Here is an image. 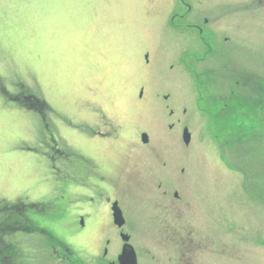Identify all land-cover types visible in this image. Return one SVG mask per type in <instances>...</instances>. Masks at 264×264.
<instances>
[{
  "label": "rangeland",
  "instance_id": "374dc122",
  "mask_svg": "<svg viewBox=\"0 0 264 264\" xmlns=\"http://www.w3.org/2000/svg\"><path fill=\"white\" fill-rule=\"evenodd\" d=\"M154 1L0 0V85L49 105L46 118L30 111L29 133L0 110V264H108L123 241L115 199L139 264H264V52L233 50L238 84L208 80L207 64L192 62L194 35L161 29L171 2ZM147 46L154 67L138 58ZM221 57L209 66L228 74ZM96 104L125 140L100 143L110 128L94 121ZM143 131L169 174L146 149L135 154ZM120 158L131 164L122 178Z\"/></svg>",
  "mask_w": 264,
  "mask_h": 264
},
{
  "label": "flooded vegetation",
  "instance_id": "af4514ba",
  "mask_svg": "<svg viewBox=\"0 0 264 264\" xmlns=\"http://www.w3.org/2000/svg\"><path fill=\"white\" fill-rule=\"evenodd\" d=\"M171 3L169 5L172 10L171 14H165L161 19L160 28L161 29H172L176 32H182L185 30L190 31L196 41L199 43L201 47L193 49V65L194 64H207L205 72L201 73L200 76L206 77V79L219 78L222 76L223 78H235L238 84V65L241 64L243 56H238V52H234V49H242L243 53H249L250 48H256V52H264V0H169ZM151 2V1H150ZM156 1L153 0V3L156 6ZM182 6H186V13L180 12ZM168 7V8H169ZM167 10V9H166ZM166 16V17H165ZM257 44H262V48H257ZM154 46V45H153ZM221 48V49H219ZM229 48V50H228ZM258 49V51H257ZM222 50V52L220 51ZM224 50V51H223ZM229 51V52H227ZM253 53V54H256ZM225 59V62L220 64L221 68L225 70H230L228 74L214 71L215 68H212L209 65H214L215 63L209 62L210 59H214V57L219 56V54ZM205 54L207 56H202ZM155 56L156 49L155 47H144L140 49L138 58L141 59L144 67H154L155 65ZM225 56V57H224ZM192 75L195 77L197 72L192 67L191 68ZM223 71V72H224ZM220 77V78H222ZM147 84L141 83L138 88L135 90V96L137 100H142L147 92ZM238 107V106H237ZM174 111L171 110V113ZM107 111L100 107V104H96L95 118L94 121L97 124H102L104 122L109 126L110 131L104 133L102 138L100 139V143H107L109 145L113 144L115 141H123L127 137V129L120 123H111L108 120ZM172 127V125H170ZM136 133L138 134L134 139H136L135 145L138 147L135 148V154L140 153L139 149H146V152L153 154L155 156L154 160H156L158 164V172H162L163 174H169L173 170V163L162 162L161 160H157L159 158V154L155 153V148L153 146V138L151 136L148 138V141L145 142L142 138V134L144 133ZM148 133V132H147ZM149 134V133H148ZM192 145V139L189 144L186 146L189 148ZM95 156V155H94ZM155 162V161H154ZM131 167L129 161H126L125 158H120L114 164L115 171L120 172L118 176L126 177L125 170ZM136 165H132V169L136 170ZM184 171V168L182 169ZM123 173V174H122ZM159 195L162 197H169V190H162V185H159ZM173 196L176 201L181 200V195L178 190H175ZM118 203V206L121 208L125 224L127 223V217L123 211L120 200L115 199L110 201V218L114 222V210L113 206L115 203ZM170 208V207H169ZM166 216L165 218H167ZM80 218H84L80 216ZM1 225V224H0ZM119 228L120 230L123 229ZM119 235L121 237L122 232L128 234L130 236L129 243H131L132 235L126 231H120ZM126 242H121V250L115 257L108 260V264H120L119 256L122 253L123 247ZM133 245V244H132ZM134 246V245H133ZM1 251V249H0ZM108 249L104 257H107ZM139 264V263H138Z\"/></svg>",
  "mask_w": 264,
  "mask_h": 264
},
{
  "label": "water",
  "instance_id": "95a60500",
  "mask_svg": "<svg viewBox=\"0 0 264 264\" xmlns=\"http://www.w3.org/2000/svg\"><path fill=\"white\" fill-rule=\"evenodd\" d=\"M191 137H192L191 132L189 131L188 128H185L183 131L184 142L186 144H189ZM142 138L145 142H147L149 135L147 133H144L142 135ZM113 210H114V222H115V224L118 227H122L125 224V219H124L122 210L118 206L117 202L114 204ZM82 222L84 223L83 220H82ZM122 239L127 242V241H129L130 236L128 234L123 233ZM119 261H120V264H138L136 252L131 245H129V244L124 245L123 251H122L121 255L119 256Z\"/></svg>",
  "mask_w": 264,
  "mask_h": 264
},
{
  "label": "crops",
  "instance_id": "0c3cea01",
  "mask_svg": "<svg viewBox=\"0 0 264 264\" xmlns=\"http://www.w3.org/2000/svg\"><path fill=\"white\" fill-rule=\"evenodd\" d=\"M0 110L3 114L9 115L13 126L20 125L25 132L29 133L32 128L31 124V109L21 106L17 102L8 99L3 93L0 92ZM34 111V110H33ZM14 113V114H13Z\"/></svg>",
  "mask_w": 264,
  "mask_h": 264
},
{
  "label": "trees",
  "instance_id": "16d2710c",
  "mask_svg": "<svg viewBox=\"0 0 264 264\" xmlns=\"http://www.w3.org/2000/svg\"><path fill=\"white\" fill-rule=\"evenodd\" d=\"M0 89L3 91V93L9 97L10 99H13L14 101H16L17 103L21 104L24 107H27L29 109L35 110L38 113H40L43 118H46L47 115V111L49 109V105L46 103V101L44 99H41L39 97H36L34 95H28L26 97V100H28L27 102L23 101L20 94H11L10 92L7 91V89L5 88V86H3L2 84L0 85ZM25 99V98H24ZM34 207H37V205H33ZM19 208V207H18ZM7 209V208H4ZM0 228L4 229V224L1 223ZM14 230H18V229H25L26 225L23 226L21 223H15V226L11 227ZM33 226L31 227V229L33 230ZM35 229V228H34ZM6 248L9 247L8 245H4ZM5 247H3L2 245L0 246V249H5ZM10 253V252H9ZM11 256H8V258H10ZM11 262V258L9 259Z\"/></svg>",
  "mask_w": 264,
  "mask_h": 264
}]
</instances>
